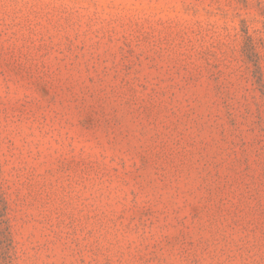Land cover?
<instances>
[{
    "label": "rangeland",
    "instance_id": "obj_1",
    "mask_svg": "<svg viewBox=\"0 0 264 264\" xmlns=\"http://www.w3.org/2000/svg\"><path fill=\"white\" fill-rule=\"evenodd\" d=\"M0 264H264V0H0Z\"/></svg>",
    "mask_w": 264,
    "mask_h": 264
},
{
    "label": "trees",
    "instance_id": "obj_2",
    "mask_svg": "<svg viewBox=\"0 0 264 264\" xmlns=\"http://www.w3.org/2000/svg\"><path fill=\"white\" fill-rule=\"evenodd\" d=\"M7 207H8V204L4 196V193L2 192V186L0 184V222L5 221L4 217L7 214Z\"/></svg>",
    "mask_w": 264,
    "mask_h": 264
}]
</instances>
